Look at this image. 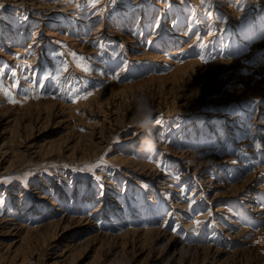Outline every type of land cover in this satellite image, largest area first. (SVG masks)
<instances>
[{
  "label": "rangeland",
  "instance_id": "obj_1",
  "mask_svg": "<svg viewBox=\"0 0 264 264\" xmlns=\"http://www.w3.org/2000/svg\"><path fill=\"white\" fill-rule=\"evenodd\" d=\"M0 5V264H264V0Z\"/></svg>",
  "mask_w": 264,
  "mask_h": 264
},
{
  "label": "bare ground",
  "instance_id": "obj_2",
  "mask_svg": "<svg viewBox=\"0 0 264 264\" xmlns=\"http://www.w3.org/2000/svg\"><path fill=\"white\" fill-rule=\"evenodd\" d=\"M262 1V0H261ZM248 3V2H247ZM259 3V2H258ZM263 3V2H262ZM41 4V3H40ZM46 4V3H45ZM58 4V3H57ZM211 5V4H210ZM237 5V4H236ZM242 5V4H241ZM24 6V5H23ZM46 6V5H45ZM51 6V5H50ZM37 7V6H36ZM249 7V6H248ZM51 8V7H50ZM60 8V7H59ZM62 8V7H61ZM261 8V7H260ZM259 8V9H260ZM240 9V8H239ZM258 10V9H257ZM44 11V10H43ZM52 11V10H51ZM249 12V11H248ZM46 13V12H45ZM32 14V13H31ZM36 16V15H35ZM39 17V16H38ZM226 17V16H225ZM228 21H229V19H228ZM105 23V22H104ZM227 24V23H226ZM99 25V24H98ZM210 25V24H209ZM214 25V24H213ZM216 25V24H215ZM103 27H105V26H103ZM200 29V28H199ZM211 29V28H210ZM217 29V28H216ZM94 30V29H93ZM102 30V29H101ZM201 30V29H200ZM35 31V30H34ZM229 31V30H228ZM197 32H199V31H197ZM94 33V32H93ZM92 33V34H93ZM218 33V32H217ZM101 35V34H100ZM219 35V34H218ZM233 35V34H232ZM250 35V34H249ZM96 36V35H95ZM255 36V35H254ZM90 37V36H89ZM200 37V36H199ZM230 38H231V36H230ZM251 38V37H250ZM198 39V38H197ZM257 40V39H256ZM255 40V41H256ZM36 41V40H35ZM172 41V40H171ZM96 42V41H95ZM170 42V41H169ZM242 42V41H241ZM244 42V41H243ZM254 42V41H253ZM31 43V42H30ZM41 43V42H40ZM209 44V43H208ZM39 45V44H38ZM242 45V44H241ZM36 46H37V44H36ZM231 46V45H230ZM162 47V46H161ZM36 51V50H35ZM38 51V50H37ZM36 51V52H37ZM179 51V49H178V47L177 48H175V49H172L171 50V53H176V52H178ZM163 52V51H162ZM160 53V52H159ZM37 54V53H36ZM156 54V53H155ZM183 54V53H182ZM243 54V53H242ZM253 54V53H252ZM251 54V55H252ZM39 55V54H38ZM199 56V55H198ZM175 57V56H174ZM221 57V56H220ZM243 57V56H242ZM248 57V56H247ZM246 57V58H247ZM38 58V57H37ZM156 58V57H155ZM35 59H36V57H35ZM223 59V58H222ZM238 59V58H237ZM240 59V58H239ZM17 60V59H16ZM194 61V60H193ZM196 61V60H195ZM222 61V60H221ZM36 62V61H35ZM212 62H214L213 60L211 61V63ZM224 61H222V63H223ZM236 62V61H235ZM37 63V62H36ZM225 63V62H224ZM263 63V62H262ZM171 64V63H170ZM184 64V62L182 63V65ZM194 64V63H193ZM197 64V63H196ZM206 64V63H205ZM216 64V63H215ZM180 65V64H179ZM187 65V64H186ZM208 65V64H207ZM212 65V64H211ZM214 65V64H213ZM219 65H220V63H219ZM218 65V66H219ZM222 65V64H221ZM197 66V65H196ZM263 66V65H262ZM179 67V66H178ZM198 67H199V65H198ZM220 67V66H219ZM174 68V67H173ZM228 68V67H227ZM235 68V67H234ZM239 68H240V66H239ZM238 68V69H239ZM264 68V67H263ZM177 69V68H176ZM255 85V84H254ZM256 85H257V83H256ZM251 87V86H250ZM252 88V87H251ZM103 89V88H102ZM250 89V88H249ZM260 89V88H259ZM262 90H264V89H262ZM100 91V90H99ZM249 91V90H248ZM263 92V91H262ZM103 93L104 94H106L107 92L106 91H103ZM247 93V92H246ZM262 94V93H261ZM91 95V94H90ZM241 96V95H240ZM239 96V97H240ZM91 97V96H90ZM232 97V96H231ZM243 98V97H242ZM248 98V97H247ZM94 99V98H93ZM244 99V98H243ZM229 100V99H228ZM232 100V99H231ZM243 101V100H242ZM227 102V101H226ZM212 104V103H211ZM215 104V103H214ZM2 105H4V104H2ZM230 105V104H229ZM196 106V105H195ZM194 106V107H195ZM58 111V110H57ZM201 112V111H200ZM168 114V113H167ZM244 114V113H243ZM201 115V114H200ZM240 115V114H239ZM236 116V115H235ZM231 122V121H230ZM231 124V123H230ZM233 127V126H232ZM260 129V128H259ZM256 135V134H255ZM250 149V148H249ZM200 151V150H199ZM261 151V150H260ZM237 153V152H236ZM193 155V154H192ZM221 162V161H220ZM190 163V162H189ZM209 163V162H208ZM218 163V162H217ZM241 164V163H240ZM262 167V166H261ZM264 168V167H263ZM197 170V169H196ZM200 170V169H199ZM259 170V169H258ZM193 172V171H192ZM253 172V171H252ZM195 173V172H194ZM178 174V173H177ZM263 175V174H262ZM257 177V176H256ZM196 179V178H195ZM247 179V178H246ZM254 182V181H253ZM207 184H209V183H207ZM214 185H216V184H214ZM231 186V185H230ZM242 186V185H241ZM209 187V186H208ZM200 188V187H199ZM241 188V187H240ZM264 189V188H263ZM262 189V190H263ZM236 192V191H235ZM193 193V192H192ZM197 193V192H196ZM190 195V194H189ZM199 195H201V194H199ZM198 195V196H199ZM229 195H230V193H229ZM212 196V195H211ZM201 198V197H200ZM252 200V199H251ZM248 204V203H247ZM182 205V204H181ZM191 205V204H190ZM177 206V205H176ZM223 207V206H222ZM261 208V207H260ZM219 209V208H218ZM203 212V211H202ZM229 212V211H228ZM182 213V212H181ZM212 213V212H211ZM256 214H258V213H256ZM198 216V215H197ZM199 216H200V214H199ZM258 217V216H257ZM13 219V218H12ZM3 220V219H2ZM243 221V220H242ZM163 223V222H162ZM179 223V222H178ZM26 224V223H25ZM193 224V223H192ZM9 225V224H8ZM184 225V224H183ZM204 225V224H203ZM190 226V225H189ZM201 226V225H200ZM176 227H177V225H176ZM30 228V227H29ZM197 228V227H196ZM228 228V227H227ZM146 230H147V228H145ZM144 229V230H145ZM175 229V228H174ZM29 230V229H28ZM136 230V229H135ZM149 230V229H148ZM249 230V229H248ZM253 230V229H252ZM125 231H127V230H125ZM136 232V231H135ZM191 232V231H190ZM215 232V231H214ZM217 232V231H216ZM228 232V231H227ZM246 232H247V230H246ZM172 233H174V232H172ZM225 234V233H224ZM228 234V233H227ZM230 234V233H229ZM254 238V237H253ZM253 240V239H252ZM245 241V240H244ZM251 241V240H250ZM226 242V241H225ZM214 243V242H213ZM247 243V242H246ZM208 244V243H207ZM203 245V244H202ZM210 246V245H209ZM211 247V246H210Z\"/></svg>",
  "mask_w": 264,
  "mask_h": 264
},
{
  "label": "clouds",
  "instance_id": "obj_3",
  "mask_svg": "<svg viewBox=\"0 0 264 264\" xmlns=\"http://www.w3.org/2000/svg\"><path fill=\"white\" fill-rule=\"evenodd\" d=\"M140 124L149 123L150 116H151V109L148 105L147 100L142 98L141 104H140Z\"/></svg>",
  "mask_w": 264,
  "mask_h": 264
},
{
  "label": "snow or ice",
  "instance_id": "obj_4",
  "mask_svg": "<svg viewBox=\"0 0 264 264\" xmlns=\"http://www.w3.org/2000/svg\"><path fill=\"white\" fill-rule=\"evenodd\" d=\"M0 7H3V5H0ZM89 95H90V94H89ZM85 98H86V97H85ZM13 102H14V101H13ZM155 122H156L157 124L160 123V121H158V120L155 121ZM197 223H199V222H197ZM173 230L175 231V229H173Z\"/></svg>",
  "mask_w": 264,
  "mask_h": 264
}]
</instances>
